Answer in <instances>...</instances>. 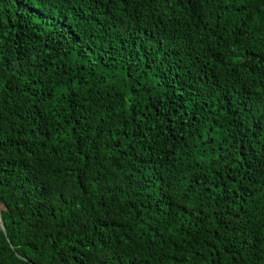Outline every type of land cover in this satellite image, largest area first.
<instances>
[{
    "label": "trees",
    "instance_id": "obj_1",
    "mask_svg": "<svg viewBox=\"0 0 264 264\" xmlns=\"http://www.w3.org/2000/svg\"><path fill=\"white\" fill-rule=\"evenodd\" d=\"M0 264H264V0H0Z\"/></svg>",
    "mask_w": 264,
    "mask_h": 264
},
{
    "label": "water",
    "instance_id": "obj_2",
    "mask_svg": "<svg viewBox=\"0 0 264 264\" xmlns=\"http://www.w3.org/2000/svg\"><path fill=\"white\" fill-rule=\"evenodd\" d=\"M0 232H1L2 235L6 238V235H5V233H4V228H3L2 224H1V220H0Z\"/></svg>",
    "mask_w": 264,
    "mask_h": 264
}]
</instances>
